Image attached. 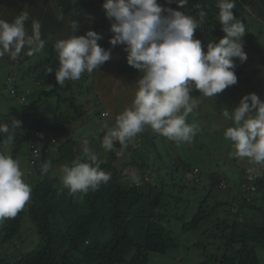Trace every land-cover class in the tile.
Instances as JSON below:
<instances>
[{"label": "trees", "instance_id": "obj_1", "mask_svg": "<svg viewBox=\"0 0 264 264\" xmlns=\"http://www.w3.org/2000/svg\"><path fill=\"white\" fill-rule=\"evenodd\" d=\"M158 3L166 8H179L175 0L171 3L168 0H158ZM102 4L103 0H0V19L11 23L17 15L27 12L25 28L28 34L32 33L33 21L38 20L41 25V36L47 41L45 48L40 51V57H36L35 54L27 55V49L22 51L15 60L7 54L0 57V64L5 66L18 67L24 61L27 62L26 72L28 71L27 75L30 76L28 81H36L31 83L33 86L26 95L28 100L26 104L19 105L22 108L21 116L23 111L32 110L43 97L57 95L59 102L62 99L68 101L66 110L59 109L52 116H40L34 112L24 114L25 117H21L20 121L24 120L27 123L23 127L24 121H21V130L13 132L11 148L9 152L6 151V154L16 160L22 153L23 146L27 147V143L31 142L34 130L49 131L57 138L65 135L71 138L60 143L55 152L49 151L48 139L41 148L40 162L36 160V155H32L33 158H27L26 168L29 171L34 170V173H26L27 170H22L23 179L32 189L27 212L35 225L39 237L38 243L35 248L27 252L21 250L10 252L4 247V244H8L21 228L25 213L23 208L14 219H5L1 223L0 264H75L79 262L149 264L152 253L165 254L179 244L178 237L174 234L176 228L169 224V220L164 221V218L158 215L161 206L165 203L166 193L162 188L163 182L159 181V174L163 170L154 167L158 153L153 158H150L147 153L152 146L155 147L149 137V135L153 137L152 130L145 126L143 133L136 137L140 138V141L135 148L127 144L130 161H121L120 167L115 165L117 159L115 148L121 145L117 142L112 151H106L99 143L106 133L105 125H114L116 115L126 106H130L132 90L142 75L140 71L128 65L124 45L112 46L109 43V38L113 35L110 31L111 21L106 17ZM216 4L217 0H188V3L180 9L197 20L198 29L194 33V38L201 41L204 51L207 50L209 41L218 40L224 35L222 26L218 22L219 9ZM84 8H87L86 12L82 11ZM201 11L207 14L203 21H200ZM233 13L245 26L246 32L242 38L244 45L253 47L256 51L259 50V55L264 59V46L255 45L254 41L249 43L251 34L248 31V25L245 24L249 15L254 16L259 25L264 23V0H235ZM73 23H77V31L72 29ZM89 29L101 34L102 38L98 43L111 51V59L92 73L85 72L79 80L67 81L64 86L58 85L55 80V71L59 67L54 50L56 40L72 35H84ZM234 62L237 85L243 89L250 84V88H254L256 94L264 93L262 89L264 73L255 67H243L236 58ZM48 68L52 71L48 72ZM9 72L8 70V74ZM92 75L94 77L89 83L86 80L83 81ZM14 77V74H11L10 81L19 88L21 83ZM4 78L0 77V79ZM42 85L47 87L41 88ZM0 86L4 87L2 82ZM84 87L87 97L92 90L96 95L93 100H86L84 104L76 105L73 95H61L62 92L71 91L74 95L80 93L85 96ZM191 95L202 97L194 88ZM104 98L108 102H105ZM94 102L101 105L97 114L101 115L103 108H106L107 110L102 114L109 117L110 121L107 124V121L104 123L100 120L103 127L100 130V137L87 134L90 137L87 144L97 154L100 168L110 173L111 178L95 191L89 190L87 194L77 193L73 196L61 185V166L64 163L71 166L75 160L82 157L83 147L77 154L67 149L69 142H77L73 139L74 135L72 136L69 132L72 128L79 137L82 135L79 132L85 127L82 117L85 115V110H92ZM198 115L200 118V110ZM203 117L208 119L206 115ZM198 129V132L202 133V128ZM4 136L0 134L1 146ZM139 148L142 150L141 153L138 152ZM30 159L36 166L29 163ZM217 161L218 159L202 171L207 176L209 185L219 191L217 196L221 195V199L216 196L215 203L208 207V198L204 197V203L202 200L197 204L191 219L188 221L180 219L182 220L181 229L192 231L199 230L206 219H210L213 215L212 225L208 229L205 228L202 233L208 238L206 232L209 231L213 237L222 239V244L216 252H205L202 260L196 264H262L256 249H264V178H260L253 189L245 188L243 193V183H245L243 170L251 161L248 160L245 167L240 166L236 170L224 169ZM181 162L179 164L176 159H171L170 164L178 171L177 168L187 167V163L182 160ZM44 164H50L46 174L42 173ZM161 167L165 166L162 164ZM234 175L237 177L234 178ZM146 177L159 182L153 186L152 181L143 180ZM230 178L234 181L231 182ZM138 179H142L143 183L136 185L135 182L139 181ZM220 185L222 186L218 189ZM225 190H227L226 196H229L226 200L222 199L224 195L221 194ZM208 195H212V192ZM213 195H216L215 191ZM243 195H250L253 200H246L242 197ZM239 197L241 198L238 205L240 214L239 212L234 214L235 201ZM175 198L174 202L178 203L183 195L180 199L177 196ZM238 215L242 216L241 220L238 219ZM179 217L181 216H177L178 219ZM139 233L143 234L142 238ZM205 243H207L206 240H204ZM204 244L192 242L193 246L197 245L200 248H204Z\"/></svg>", "mask_w": 264, "mask_h": 264}, {"label": "clouds", "instance_id": "obj_2", "mask_svg": "<svg viewBox=\"0 0 264 264\" xmlns=\"http://www.w3.org/2000/svg\"><path fill=\"white\" fill-rule=\"evenodd\" d=\"M168 2L171 3L172 0ZM175 2L179 5L178 9L163 7L158 0H103L102 8L111 21L110 31L113 33L109 43L112 46L124 45L128 65L142 73L132 90L130 106H126L116 115L114 125H105L106 133L101 139V146L106 151H112L117 142L126 147L129 141L143 133L145 126L177 144L191 142L199 131L196 125L186 122L194 107L191 102L193 88L198 90L201 96L212 98L237 83L234 60L236 58L243 66L247 54L243 50L242 42L246 32L245 26L233 13L235 0H217L218 22L224 35L218 40L209 41L206 51L203 50L201 41L194 38L198 29L197 20L180 10L188 0ZM199 15L200 21H203L207 14L201 11ZM27 18L28 13L22 12L11 23L0 19V57L7 54L15 60L25 49L27 55H34L45 48L47 41L41 36L40 22L34 20L32 33L28 34L25 28ZM71 27L77 31V23H73ZM101 38L100 33L89 29L84 35H72L56 40L54 50L59 67L55 71V80L58 85L64 86L67 81L79 80L85 72L92 73L111 59V51L98 43ZM25 63L24 61L18 67L8 65L9 71L13 73L9 72L4 79H0L4 85L0 86V92L12 97L18 105L26 104L22 103V100H27L26 95L31 89L29 83L36 82L28 81ZM22 68L25 69L17 73V69ZM47 71L51 72L52 69L48 68ZM11 74L19 79V88L10 81ZM45 87L47 86H41ZM223 116L232 122V126L224 130V137L231 141L234 156L251 161L243 170L244 193L245 188L253 189L258 180L264 178V172H257L251 179L247 178L248 168H252L254 164L264 165V100L254 92L245 94L234 109H224ZM20 125L21 121L13 119L12 127L17 129ZM8 132L9 125L0 124V134ZM36 132H41L46 141L49 139L50 152L57 151L58 145L64 142V136L57 138L42 129L33 131L31 142L27 143V158L36 155V160L40 162L41 149L34 152L30 148L31 143L35 141ZM52 138L56 143H51ZM137 145L138 143L131 146L135 148ZM119 148L121 147L115 148V165L119 161ZM82 153V157L75 160L71 166L65 165L61 169V185L73 196L77 193L87 194L89 190L95 191L111 178L110 173L100 168L98 156L88 146L87 141L84 142ZM128 155L130 157V153ZM29 163L36 166L31 159ZM118 164L120 167L121 160ZM49 168L50 164H44L42 173H48ZM158 168L164 169L168 175L166 181L159 180L163 182L162 188L166 195L158 215L164 218V221H170L178 216L168 212L172 206L171 200L173 202L176 196L180 199L183 195L184 188L178 184L182 176L172 173L171 178L167 167ZM180 168L177 170L180 171ZM181 169L184 173L190 171L194 182L210 186L205 182L203 171L198 166ZM24 170H27L26 173H34V170L29 171L25 167ZM23 175L17 160L0 153V223L5 219H14L31 198V186L25 182ZM138 180L136 185L143 183L142 179ZM143 180L152 181L153 186L159 182L149 177ZM167 186L171 187V191L166 190ZM221 186L217 188L220 189ZM213 191L219 192L214 189ZM242 197L253 200L250 195ZM180 200L178 203L176 201L173 207L178 206ZM240 200L239 197L235 201L234 214L239 212ZM237 217L242 219L241 215ZM169 224L175 227L171 222Z\"/></svg>", "mask_w": 264, "mask_h": 264}, {"label": "rangeland", "instance_id": "obj_3", "mask_svg": "<svg viewBox=\"0 0 264 264\" xmlns=\"http://www.w3.org/2000/svg\"><path fill=\"white\" fill-rule=\"evenodd\" d=\"M82 11H87V8H84ZM239 16V15H238ZM249 19L245 21V24L248 25V31L251 34L249 43L254 41L255 45L262 44L264 46V23L259 25L257 23V19L249 15ZM238 19V17H236ZM259 31V33L257 32ZM243 49H245V52L247 54V60L244 61L243 67L250 68L255 67L259 69L260 72L264 73V61L259 56L260 52L259 50L256 51L253 47H249L247 45H244L243 43ZM36 57L41 56V52H38L35 54ZM27 62L24 64L26 65ZM241 64V63H240ZM249 64L250 66H247ZM1 70H0V77H5L8 75L9 67L0 64ZM25 68H22L18 71L22 72ZM30 77V76H28ZM94 76H88L86 79L87 83H89ZM30 87L33 85L30 84ZM248 84L247 86H244L243 89H241L240 85L238 86L237 83L235 85H232L225 89L223 92L217 94L215 97L212 98H206V97H192V103L194 105L193 111L188 114L186 122L190 125H196L198 128H202V133L198 132L192 139L191 142L188 143H180L177 144L176 142L168 140L166 137L156 134L152 131L153 137H150V140L153 141L154 146L150 148V150L147 152L149 154L150 158L156 157L155 168L161 167L163 164L165 167H167V171L169 173V176L171 177L172 173L178 176H182L181 181L178 182L179 187L182 185L183 192V198L180 200V204L176 207H173L176 205V203H171L172 206L168 213L176 214L178 216H181L178 218H171L170 222L173 226L176 228V232L174 233L179 240L178 246L172 248L171 250L167 251L165 254H156L152 253L151 258L149 261V264H196L200 260H202L204 253H213L216 252V249L220 247V244H222V239L213 237V234L209 233V231L206 232L207 236L202 233L203 230L208 229L212 225V216L210 219H206V222L201 226L199 230H192V231H183L181 229L182 226V220L188 221L192 218L197 204L200 203V201L203 200L204 203V197L208 198L209 206L211 207L215 201L217 200L216 197H213L214 191H212L214 188L211 186H203V183L201 182H194L192 180V174L189 172L184 173L182 169L180 168L178 172H176V169H173L170 162L171 159H176L179 164H181V160L185 163H187L186 169H191L192 166H199L200 170L207 169L206 166L212 164L214 161H217V163L222 164L224 169H230V170H236L237 163L242 166L246 163L245 158H237L234 156V148L232 146L231 141L227 140L224 137V130L232 126V122L229 120L224 121L223 116V110L228 109L231 111L234 109L241 99V97L248 93H256L254 88H250ZM35 89V88H33ZM262 89L264 90V85L262 86ZM85 96H82V94L79 93V95H74V92L71 91L62 92L61 95H73L75 97L74 101H76V105L84 104L86 100H93L94 91L92 90V93L87 97L85 87L83 88ZM263 94V96H261ZM261 100H264V93L257 94ZM105 102H108L106 98ZM26 99L22 100V103H26ZM96 101V100H95ZM104 101V100H103ZM102 106L104 107L103 103ZM18 105V103L9 96L4 95V93L0 92V124H8L9 125V132L7 134H4V139L1 141L2 146L0 145V153H3L5 155L6 151L9 152L11 148V141L13 139V132L15 130L20 131L21 127H18L15 129L12 127L13 119L19 120L21 117H25L24 114H28L31 112L36 113L40 116H52L55 113L61 110H66L68 108V101L62 99L60 102L58 101V96H51V97H43L42 101L39 102L32 110H26V112L23 111V114L21 116L20 111L22 108ZM101 108V105L94 102V107L92 110L86 111L85 115H83L82 120L85 123L84 130L79 131L82 135L79 137V134L75 131L70 130V134L73 136L74 140H77L76 144L74 143H68L67 149L70 151H74V153L77 152L80 148L84 146V142L87 141V143L90 141L89 135L95 136L97 138L100 137L101 129L103 128L101 126L100 120L107 121V124H109L110 118L107 116H104L102 113L106 111V108H103L101 115L97 114V110L99 111ZM198 110L201 112V116L199 118ZM90 114V115H87ZM87 115V116H86ZM203 115L208 116V119L204 118ZM89 116V117H88ZM86 119L87 121L85 122ZM24 121V120H21ZM4 122V123H3ZM26 121L22 123L23 127L26 125ZM148 127V126H146ZM220 132H219V131ZM74 132V134H73ZM87 134H89L87 136ZM221 134V135H219ZM69 137L68 135L63 137V140L65 138ZM140 141V138H135L132 141H129L130 145H136ZM213 142V143H212ZM156 149V152H155ZM119 153L118 159L119 161L124 160L126 162L130 161V157L128 155V149L124 146H121L117 150ZM139 153L142 152V150L139 148ZM26 159H27V147L24 145L22 153L17 157V161L20 164L21 170L26 168ZM118 161V163H119ZM116 163L117 166L119 164ZM67 165V163H64L63 166ZM61 166V168L63 167ZM162 170V169H161ZM128 171V170H127ZM59 173V172H58ZM160 178L159 180L166 181L168 175L165 173L164 169L159 174ZM234 178L237 177V175L233 176ZM172 178V177H171ZM231 182L234 181L233 178H230ZM231 182L229 184L231 185ZM196 186V189L194 190V187ZM230 189V186H229ZM237 189V188H236ZM167 191H171V187H166ZM234 190V189H232ZM209 192H212V195H208ZM218 192H216V195ZM224 197L222 199L228 198L227 190L221 192ZM218 199H221V195L217 196ZM206 203V202H205ZM29 202L26 203L24 206L25 213L23 215L21 228L15 237L12 238V240L8 244H4L5 248H8L10 252H14L17 250H21L22 252H27L29 250H32L35 248V246L38 243V234L35 228V225L33 221L28 216V207ZM182 219V220H180ZM1 227V223H0ZM139 228V227H138ZM142 233H139L140 238H142ZM1 236V231H0ZM2 237V236H1ZM204 240H206L207 243L204 244ZM202 242L204 244V248H200L199 246H193L192 242ZM259 258L261 259L262 264H264V249L263 248H257L256 249ZM75 264H93L88 262H79ZM127 264V263H123Z\"/></svg>", "mask_w": 264, "mask_h": 264}, {"label": "built area", "instance_id": "obj_4", "mask_svg": "<svg viewBox=\"0 0 264 264\" xmlns=\"http://www.w3.org/2000/svg\"><path fill=\"white\" fill-rule=\"evenodd\" d=\"M45 141H46L45 136L41 132H36L35 141H33L31 143L30 148L34 152H38L42 148ZM51 143L52 144L56 143V140L54 138H52ZM257 172H264V165L254 164L252 168H248L247 169V178L251 179L253 177V175L257 174Z\"/></svg>", "mask_w": 264, "mask_h": 264}, {"label": "crops", "instance_id": "obj_5", "mask_svg": "<svg viewBox=\"0 0 264 264\" xmlns=\"http://www.w3.org/2000/svg\"><path fill=\"white\" fill-rule=\"evenodd\" d=\"M244 51H245V49H243ZM260 56V55H259ZM261 57V56H260ZM262 59V58H261ZM263 61H264V59H263ZM244 64V63H243ZM245 65V64H244ZM247 66H249V64H247ZM67 139H71L70 137H67V138H65L64 140H67ZM101 142L102 141H100L99 143L101 144ZM71 143V142H70ZM74 143V145L76 144L75 142H73ZM102 145V144H101ZM80 149H82V148H80ZM79 149V150H80ZM69 150V149H68ZM79 150L77 151V152H79ZM73 154H76V153H74V151L72 152ZM246 159V163L244 164V165H242L243 167H245L246 166V164H248V159L247 158H245ZM237 165L240 167V165L237 163ZM242 167V168H243ZM203 177H204V180H205V182L208 184L209 182H208V180H207V176H205L204 174H203Z\"/></svg>", "mask_w": 264, "mask_h": 264}]
</instances>
